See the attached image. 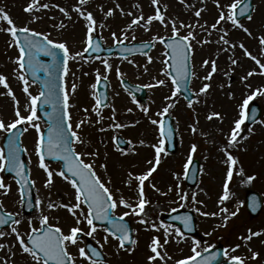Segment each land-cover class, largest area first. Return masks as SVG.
Wrapping results in <instances>:
<instances>
[{"label": "rangeland", "instance_id": "1", "mask_svg": "<svg viewBox=\"0 0 264 264\" xmlns=\"http://www.w3.org/2000/svg\"><path fill=\"white\" fill-rule=\"evenodd\" d=\"M30 0H0V8L7 11L17 25H30L31 28L42 33L49 34V38L66 42L70 51L74 54L82 52L86 48L87 29L86 21L73 11V7L78 4V0H42V2L60 5L64 7L70 14V19L65 17L58 8L50 7L43 12L36 13L41 19L33 21L32 16L25 12L24 9ZM232 0H220L227 12V5ZM254 9L250 14L252 19L247 17L240 20V23L247 27L252 35L249 36L241 28H234L230 22H222L220 26L228 31L227 39L235 43V49L228 45L217 43L219 36L223 33L213 31L210 25L215 23L219 17L220 9L214 0H159L158 5H152L151 0H89L85 5L86 11H91L97 21L96 33L100 35L102 42L106 45H112L115 41L112 33L123 40L125 34L128 39L126 42L134 40H151L153 36H170L172 34L171 20L183 21L185 24L204 25L207 23L211 36L207 32L195 27L196 39L202 41L210 39L212 42L200 44L193 41V52L190 55L191 71L195 75L191 76L189 88L192 93L193 106L190 108L188 102L177 93L171 100L165 97H171L174 86L170 78L161 73L165 60L164 48L156 42L153 49L147 54L153 57L151 63L148 62L147 55H138L130 57H96L84 59L83 56L70 61L71 72L65 77V87L70 93V109L72 115V124L81 120H88L82 129L77 130L87 145V151H98L99 156L95 158V169L97 174L106 183L111 179V185H108L114 193L115 198L120 195L129 202L138 203L137 193L133 190L138 183L134 181L133 189H130L125 181L127 174L131 171L134 174H142L150 165L148 161L155 163V150L151 147L157 144L161 139L159 134V125H153L150 119L160 120L158 115L165 106L173 103L174 107L169 109L176 130V144L174 150L167 151L162 145L164 151L161 153L160 163L157 170L145 181V198L149 201L145 205L147 211V219L149 225L139 223L141 217L128 215L130 225L133 231V239L137 241L135 245L128 248L120 249L119 241L113 238L102 227H97L92 237L86 235L89 226L83 221L79 227L84 229L83 236L89 237L91 241L98 246L104 255L102 264H149L147 257L150 255L149 244L152 237L158 236L161 243L167 238L168 243L164 246L167 256L164 261L157 259L155 264H175L176 260L185 259L192 256V248L195 242H199L198 251H202L207 247H211L220 242L225 247V257L230 258L231 255H239L246 258V264H264V95L257 96L253 102L260 106L261 111L258 119L249 124L244 122L240 130V143L236 148L231 149L232 154L238 158V165L235 166L233 179L229 183L230 197L224 204L219 203V197L223 194V183L226 178L227 165L223 162L225 159L223 153L220 152V145L226 143L225 137L221 134L230 132L234 127V121L239 118L240 104L250 91L256 88H264V75L259 74V66L255 64L250 57L245 56L243 50L239 47L243 43L245 47L253 55H256L261 62L264 63V55L261 54L259 46V37L264 35V0H253ZM119 4L120 8L116 5ZM159 6L161 11L169 21L167 27L161 25L159 21H153L149 25V30H145L142 25H134L131 29H127V25L136 16L141 14L145 20L149 15H154L156 7ZM166 6V7H165ZM103 8V10H101ZM123 9V13L120 9ZM108 9H113L114 14L105 17ZM202 9L201 17L194 15L195 10ZM127 13H132L128 15ZM54 18V19H53ZM63 22L64 27H58ZM103 25V27H101ZM7 27L6 24L2 25ZM179 27V24H177ZM190 29H180V35H187ZM135 36V39L132 37ZM11 43V37L5 32H0V73L8 77V82L12 88L15 97L19 101V107L22 114L27 115L25 106L28 99L23 92L22 83L16 79L13 68L16 67L12 63L19 54L15 47H8ZM228 49V50H224ZM237 59V64L232 65L229 57ZM205 59L216 60L217 72L213 73L210 80L203 78L211 72V63L202 67ZM102 60H107L111 65V71H106ZM147 67L148 71L144 69ZM119 68L121 75L130 81L141 85H154L147 87L148 102L146 108L148 113L145 114L142 107L133 103L131 96L124 91L118 84L116 69ZM255 69L256 74L249 77L248 80L242 81V77ZM99 70L102 76L106 75L110 81V101L107 107L101 109L103 119L99 123V119L94 112L91 111L95 104L93 93L95 89L91 85L95 82L96 72ZM225 73H228L226 76ZM163 79L165 85H156V80ZM75 83L77 89L74 94L71 91V85ZM210 84L206 94H197L203 84ZM223 85V87H221ZM250 86V87H249ZM30 91L33 94L38 92L36 85L31 83ZM0 119L6 123H10L15 119L14 109L15 101L7 95V90L0 85ZM198 100V102H197ZM89 111L85 112L83 109ZM131 109V111H129ZM113 110H115V121L112 120ZM216 111L221 113L223 120L214 118L212 121L207 119L210 112ZM41 124V129L43 124ZM114 123H122L127 125L124 128L109 127ZM195 125L197 131L195 134L191 131V126ZM25 127V125H23ZM104 129V131H101ZM249 129H252L250 132ZM6 133L0 131V148L1 141ZM122 136L126 141H132L124 148H118L115 145L114 137ZM37 133L35 129L29 128L27 132H23L21 144L26 151V162L28 166L29 176L34 183L35 201L39 197L41 205L36 206L30 214H23L21 211V201L18 186L13 178L4 176L0 171V179L10 186L8 195H4V190L0 189V202L4 205V211L12 213L16 219L20 220L19 225L13 224L9 229H0L5 232L4 237H0V243L5 247L0 249V264H4V258L15 264H33L30 257L21 254L19 243L15 234L11 233V228L16 227L21 236L26 237L31 229L38 228L40 225L41 215L49 216V223L59 226L67 233L71 227L76 226L75 218L60 204H74L75 190L70 183L62 177L54 175L53 183L50 187H45L46 173L39 168V158L35 152V143ZM145 143L141 145L139 141ZM192 144H196L197 151L193 154V159L199 162V172L194 185H187L184 180L187 157ZM76 151H85L84 144H74ZM127 149V154L123 150ZM86 162H92L93 157H84ZM46 163V162H45ZM106 163L107 169L100 168V164ZM49 170H58L57 163H46ZM244 169V177L237 175L239 168ZM254 176L255 179L249 183H244L247 176ZM160 189L157 192L152 185ZM172 191H169V188ZM256 190L262 195V209L255 217H249L244 207V197L247 191ZM119 190V191H117ZM177 193H188L187 200H181ZM192 193L196 194L197 202L192 201ZM202 202V203H200ZM58 205L53 209L48 208V204ZM226 207L228 213H220V208ZM84 213H87L86 207L82 206ZM187 209L192 211L195 219V234L185 235L182 232L177 234V226L165 223L162 218L164 214L179 210ZM200 209V211H197ZM124 212H131L124 206H118L113 210V214L117 216L123 215ZM217 212V216H204L201 213ZM231 212H236L235 216H231ZM79 215V210H77ZM228 215L225 226L224 216ZM31 222V223H29ZM151 223H155L160 230L151 228ZM163 225V227H160ZM164 228H167L171 234L165 237ZM252 232H261L262 234L247 243L240 239L242 236ZM108 237L105 242V237ZM83 238L79 240V247L83 246ZM240 244L241 247L235 252H231V248ZM101 245L103 247H101ZM131 248L129 251L127 249ZM68 251L76 259L77 264H89L79 256L78 247L69 246ZM252 251L259 253L256 259H252ZM15 253V256L12 254ZM168 257H171L170 259Z\"/></svg>", "mask_w": 264, "mask_h": 264}, {"label": "snow or ice", "instance_id": "2", "mask_svg": "<svg viewBox=\"0 0 264 264\" xmlns=\"http://www.w3.org/2000/svg\"><path fill=\"white\" fill-rule=\"evenodd\" d=\"M185 0H181V3H184ZM217 7L220 9L219 17L215 23L210 25V29L213 31H220L223 34L219 36L217 43H222L223 45H228L230 48L235 49L237 45L230 42L227 39L228 31L226 28L218 27L222 22H230L234 28H241L249 36L252 35L251 31L240 23L238 16H245L250 20L252 19L249 9L250 3L249 0H232L230 4L227 5V12H225L224 6L221 5L220 0H214ZM89 3V0H78V4L73 7V11L76 12L80 17L86 21L87 29V47L84 51H88L89 48H95L96 51H100V43H93L94 33L96 32L97 21L94 17L93 12L86 11L85 5ZM152 5H158L159 0H151ZM50 7H56L59 11L69 19V12L60 5H54L42 0H30L26 5L24 11L29 13L32 16L33 21H38L41 19L36 13L43 12L44 10L49 9ZM117 8H120V5H116ZM166 7V6H165ZM103 10V8H101ZM123 13V9H120ZM202 9L195 10L194 15L199 18L201 17ZM114 14L113 9H108L105 13V17L112 16ZM132 15V13H127ZM54 19V18H53ZM153 21H159L161 25L167 27L169 21L166 20L165 15L161 11L159 6L156 7L155 14L149 15L145 20L144 16H136L131 22L127 25V29H131L134 25H142L145 27V30H149V25ZM172 34L170 37L156 35L153 36L152 41H158L164 46V56L165 60L163 61L164 67L160 70L161 73L170 78L174 86L171 97H165L166 100H171L172 97H175L180 91V85L183 83L187 85L188 79L191 76L195 75L194 72L190 70V54L193 52V41L203 46L204 44L211 43L210 39H204L198 41L196 39L195 27H200L202 31L207 32L208 36H211V31H209V26L207 23L204 25H191L185 24L183 21L171 20ZM6 24L7 27L2 25ZM179 24V27L177 26ZM60 28L64 27L63 22L58 26ZM103 27V25H101ZM187 28L190 29L187 35H180V29ZM0 32H5L10 35L11 43L8 47H15L18 49L19 54L12 61L15 68H13V73L16 76V79L19 80L23 85V92L28 99V104L25 106L27 115L22 114V110L19 107V101L14 95L12 88L9 85L8 77L0 73V85L7 90V95L12 97L15 101L16 107L14 109L15 119L6 123L4 120L0 119V131L5 133H10L7 143V153L3 148H0V171L7 168L9 171H13L16 174V183L21 186L20 188V201L21 203L25 200L24 188L29 184L35 183L31 181L29 176L25 174V164L21 160L19 153L21 152V147L18 146V137L17 133L14 132L17 129V126L25 125L23 128L24 132H27L29 128L35 129L37 133V140L35 143V152L39 158V168L47 175L45 180V187H50L53 183L54 175L62 177L65 181L70 183L71 187L75 190V203L74 204H60L59 207L65 208L72 217L75 218L76 226L70 228V230L65 233L61 227L54 226L49 223V216L41 215L40 217V228H32L31 231L27 234V238L21 236L20 232L16 227L11 228V233L15 234L16 240L19 243L21 254L26 255L31 258L33 264H77L76 259L68 251L69 246L78 247L79 256L84 260L88 261L89 264H102V261L98 259L101 255L99 251L95 248H91L90 251L86 252L84 247H79V240L81 234L84 233V229L79 227L83 221H86L89 226V230L86 232V235L92 237L97 230L94 221H107L112 226V231L109 233L113 238L119 241V248L124 249L126 245H135L137 241L129 235V227L125 224L124 217L128 215H135L141 217L139 223L144 225H149L150 221L147 219V211L145 205L149 203L145 198V181H148L153 173L157 170V166L160 163L161 153L164 151L162 145L165 141L163 137L167 136L169 139L172 135V129L169 128L167 131L164 129L163 120L150 119V122L153 125H159V134L162 137L157 144L151 145L155 150V163L149 160L148 164L150 167L143 172L142 174H134L131 171L127 174V180L125 181L126 185L133 189L134 181L138 182L133 189L138 196V203H131L129 200H126L123 195H120L119 198L114 197V193L108 185H111V179L109 178L107 185L97 174L95 169V158L99 156L98 151H87V145L84 139L81 137L77 130L83 128L86 123H91L90 118L88 120H81L75 124L73 127L72 124V115L70 109L73 107L70 104V93L66 90L65 87V77L68 76L71 72L70 61L75 60L83 56L82 52L72 53L67 46L66 42H58L49 38V34L36 31L31 28L30 25L25 24L19 26L13 20L11 15L5 11L4 8H0ZM114 41L117 44H123L124 40L128 39L127 34L124 35L123 40H121L115 32L112 33ZM135 39V36L132 37ZM154 47L155 44L153 43ZM259 46L261 48V54L264 55V35L259 37ZM147 47V44L145 45ZM239 47L243 50L245 56L250 57L251 60L259 66L261 75H264V63L261 62L256 55H253L245 47L243 43L239 44ZM228 50V49H224ZM125 51H129L125 49ZM62 53V56H61ZM43 54L44 56L51 57L49 62L42 61L39 57ZM147 55V53H145ZM148 62L151 63L153 57L147 55ZM229 60L232 65L237 64V59L229 57ZM106 71H111L112 65L107 60H102ZM211 63V72L205 76L204 80H210L213 73L217 72V62L216 60L205 59L202 63V67H205ZM43 72L45 79L41 81L42 87L36 94H33L30 91L31 83L27 78V74L31 73V76L34 78L33 83L36 80H39L38 72ZM59 72V88H57V83L54 78V74ZM145 72L148 71L147 67L144 69ZM117 75L120 76V69H116ZM256 74L255 69L249 71L246 76L242 77V81H247L249 77ZM227 76L228 73H225ZM108 77L106 75L102 76L99 70L96 72V82L91 85L92 89H95L97 85L103 81H107ZM156 85H165L166 81L163 79H156ZM145 87H154V85H146ZM223 87V85H221ZM250 87V86H249ZM210 84L205 83L199 89V94H206ZM77 85L73 83L71 85L72 94L75 93ZM59 93V94H58ZM3 93H0L2 95ZM264 95V88H256L249 92V94L243 99L242 104H240V114L239 118L234 121V127L231 128L230 132L224 133L221 130V134L225 137L226 143L220 145V152L223 153L224 160L223 162L227 165L226 169V178L223 183V194L219 197V203L224 204L230 197L229 183L233 179L235 166L238 165V158L232 154L231 149L236 148L240 143V130L241 126L244 124L247 119V109L251 101L254 100L257 96ZM93 98L95 99V104L92 106L91 111L96 114L99 118L96 123L100 122V119H103L101 115L102 107H107V104L104 103L106 97L101 98L99 94L93 93ZM188 100V106L191 108L193 106V99L186 98ZM198 102V100H197ZM40 106H51V111H47L45 114L48 118L47 122V137L45 138L41 124L39 123L40 117L38 116V108ZM174 107L173 103H169L163 108V110L158 113L159 116L163 117L165 114L169 113V109ZM83 111L88 112L87 108ZM131 111V109H129ZM145 114L148 113V108H143ZM255 112V109L252 110ZM214 118L223 120L221 113L212 111L208 114L207 119L212 121ZM112 120L115 121V110H113ZM109 127L114 128H124L127 125L122 123H114ZM104 131V129H101ZM191 131L193 134L196 133L197 128L195 125L191 126ZM251 132L252 129H249ZM114 141H117V146L119 143L132 144V141H118V138L114 137ZM141 145L145 142L143 140L139 141ZM74 144H84L85 151L78 152L76 151ZM197 145L192 144L190 152L187 157V162L184 165L185 171L187 172L189 165L192 162L193 154L197 151ZM27 151V149H23ZM128 150L124 149L123 153L127 154ZM93 157L92 162H86L84 157ZM46 157H51L53 160L62 162L61 167L58 170H49L48 164L45 163ZM100 168L107 169L106 163L100 164ZM237 175L244 177V169L239 168ZM255 179L254 176H247L244 183H249ZM152 187L159 192L160 189L156 188L155 184ZM0 189L4 190V195H8L10 192V186L6 185L2 179H0ZM173 189L170 187L169 191ZM119 191V190H117ZM181 200L188 199V193H177ZM192 201L197 202V197L195 193H192ZM29 205H31V199L28 200ZM36 206L41 205V200L39 197L36 198ZM202 203V202H200ZM87 206V213L85 214L82 206ZM53 203L48 204L49 209L57 207ZM118 206H124L131 210V212H124L119 218H116L112 215V210L116 209ZM255 207V204L252 205ZM4 205L0 202V225H5L9 220L13 224L19 225L21 223L18 219H12L13 214L3 211ZM77 210H79V215H77ZM200 211V209H197ZM226 207L220 208V213H228ZM217 212L207 213L202 212L204 216H217ZM231 216H235L236 212H231ZM225 226L228 220V215H225ZM31 223V222H29ZM185 226L188 225V218L184 219ZM151 228L156 229L157 231L160 228L155 224L151 223ZM160 227H163L161 225ZM105 231H108L105 229ZM177 234L180 230L176 229ZM261 232H252L249 229V234L247 236H242L240 239L245 241V243L251 241L253 237H258ZM6 234L4 231H0V237H4ZM165 237H169L171 234L168 232L167 228H164ZM105 242H107L108 237L106 236ZM166 238L163 243L158 236H154L151 239L149 244L150 255H148L147 260L149 264H155L157 259L164 261L167 256V252L164 250V246L168 243ZM199 242H195L192 252L194 255L187 257L185 259L176 260L175 264H210V261L202 258V254L197 250ZM5 245L0 243V249H3ZM101 247H103L101 245ZM241 247L240 244L235 245L231 248V252L235 253ZM131 251L132 249H127ZM207 251V249H205ZM15 256V253L12 254ZM259 253L252 251V259H256ZM95 257V258H94ZM201 257L200 259H197ZM169 259L171 257H168ZM230 264H246V258L239 255H231ZM4 264H15L14 260L9 261L7 258H4Z\"/></svg>", "mask_w": 264, "mask_h": 264}, {"label": "water", "instance_id": "3", "mask_svg": "<svg viewBox=\"0 0 264 264\" xmlns=\"http://www.w3.org/2000/svg\"><path fill=\"white\" fill-rule=\"evenodd\" d=\"M96 42H98V40H93V43H96ZM145 45L146 44H128V45H125V44H117V45H114L113 47H108V48H102V46L100 45V51H96L95 48H89L88 54H92V53H95V54H102V53L111 54L113 51H116L119 55H126V54H130V53H136V52L146 51L148 49V47L150 46V44H147V47H145ZM125 49H128L129 51H125ZM40 56H43V54H41ZM44 62H47V61H44ZM41 73H43V72L41 71V72H38L37 73V75L39 76V80H37V81L40 83V85L42 87L41 81L44 80V73H43V75H39ZM27 75L29 77H31V73H28ZM59 75L60 74H59L58 71L54 75V78H55L56 83H57V88H59V83H60V81H59ZM186 79H188V78H186ZM122 83L128 89H130L132 91V93L136 96V99H137L138 102H142V103L144 102L145 103V99L147 97V94H146L144 88L131 85V84H129L125 80H122ZM185 88H186V85L182 83L180 85V90H184ZM107 89H108V85H107V82L106 81H102V82H100L97 85V92H98L99 96L101 98L106 97V99H104V103H106V100L108 99V96L106 94ZM44 107L45 106H40L38 108V113H39V116L41 118H43L44 121L47 123L48 122V118H47V116H46L45 113L47 111H51V106H48V110L47 109H44ZM21 131H22V128L21 127H17V129L14 130V132L17 133L18 142H19V136H20ZM43 134H44V136L46 138L47 137V127L44 128ZM9 135H10V133H8L5 136V139H4L5 153H7V150H8L7 149V143H8V137H9ZM167 139H168V141H171V139H169L168 137H167ZM18 146L20 147L19 144H18ZM19 155H20L21 160L24 162V151H23V149L21 150V152L19 153ZM46 160L52 161L53 159L51 157H46ZM61 164H62V162H61ZM6 172L13 173L15 175V177H16L15 172L9 171L7 168H6ZM25 174L27 175V168H26V166H25ZM24 193H25V200H24V204H23V209H24V211H30L31 208L33 207V200H32V198H33V192H32V185L31 184L25 186ZM29 199H31V202H32L31 205H29V203H28V200ZM256 206H258V203H257V205H255V207ZM247 207H248V209L251 212H253V213L256 212V209L257 208L253 210L251 208V206H249V203H247ZM176 216H181V217L182 216H186L187 217V214L186 213H179V214H176ZM181 217H179V220H180V222L183 225H185V223L183 221V219L185 217H182V218ZM94 222L97 223V224H101V225L106 226L110 230V232L113 230L111 224H109L107 221H94ZM123 222L128 225V223L125 220ZM128 227H129V225H128ZM129 230H130V228H129ZM129 235L131 236V230L129 231ZM86 248H87L88 251H90V249L92 247H90L89 245H87ZM216 251H218L217 254H219V256L217 257V254H216V256L214 257V260H211L210 259L211 255L208 256V254H206V253H210L209 251L206 252V253H204L205 254L204 255V258L205 259H208L209 261H211L210 264H215V263H218V262H220L221 264H230V262L223 261L221 259L222 253H221L220 250H216Z\"/></svg>", "mask_w": 264, "mask_h": 264}]
</instances>
